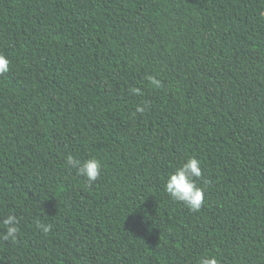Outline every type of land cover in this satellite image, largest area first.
<instances>
[{"label":"trees","instance_id":"1","mask_svg":"<svg viewBox=\"0 0 264 264\" xmlns=\"http://www.w3.org/2000/svg\"><path fill=\"white\" fill-rule=\"evenodd\" d=\"M0 54V264H264V0H0Z\"/></svg>","mask_w":264,"mask_h":264},{"label":"clouds","instance_id":"2","mask_svg":"<svg viewBox=\"0 0 264 264\" xmlns=\"http://www.w3.org/2000/svg\"><path fill=\"white\" fill-rule=\"evenodd\" d=\"M9 64V59L3 54H0V75L9 71ZM147 79L154 87H161V82L156 78L149 76ZM131 93L133 95H139L140 90L132 88ZM146 106V104L138 105L136 112L143 113ZM65 164L66 167L75 169L76 174L85 178L88 184L95 182L101 175L102 164L95 157L80 160L72 155H68ZM198 180L203 181L204 187L197 185ZM207 186L208 181L203 180L201 161L195 157H189L179 167L175 168L173 172L168 174L163 187L165 194L170 200L178 202L184 205L189 211L196 213L199 212L205 201ZM2 224L6 230L0 234V240L14 242L19 234V220L15 215L10 214L3 219ZM36 227L44 234L49 233L52 229V225L39 221ZM198 264H218V260L215 256H205L199 259Z\"/></svg>","mask_w":264,"mask_h":264}]
</instances>
